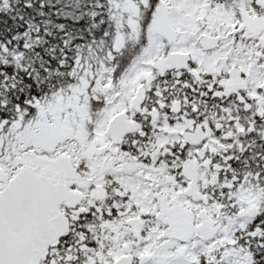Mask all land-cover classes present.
<instances>
[{
	"label": "snow or ice",
	"instance_id": "obj_1",
	"mask_svg": "<svg viewBox=\"0 0 264 264\" xmlns=\"http://www.w3.org/2000/svg\"><path fill=\"white\" fill-rule=\"evenodd\" d=\"M0 264H264V0H0Z\"/></svg>",
	"mask_w": 264,
	"mask_h": 264
}]
</instances>
